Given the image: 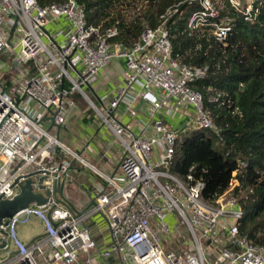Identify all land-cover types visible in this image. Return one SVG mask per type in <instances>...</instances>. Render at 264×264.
I'll list each match as a JSON object with an SVG mask.
<instances>
[{"label": "built area", "instance_id": "2783aa9c", "mask_svg": "<svg viewBox=\"0 0 264 264\" xmlns=\"http://www.w3.org/2000/svg\"><path fill=\"white\" fill-rule=\"evenodd\" d=\"M188 1L199 7L190 13L187 28L209 26L214 40L225 43L230 27L217 0ZM227 2L242 10L240 0ZM177 10V4L167 8L158 25L145 27L125 47L113 40L116 24L104 29L88 25L83 6L74 0L44 5L37 0H0V57L3 52L10 55L16 71L8 92L0 82V199L16 195L14 179L21 181L32 170L50 174L41 180L42 188L34 181V191L45 196L44 188L51 191L52 180L58 178L63 179L65 195L72 160L104 181L93 197L94 205L78 215L81 208L56 203L49 195L46 203L28 204L6 225L1 223L5 234H0V244L2 239L5 243L0 249L5 255L0 264H264V246L239 231L242 210L231 193L234 172L224 191L205 199L203 178L191 172L178 178L167 171L176 132L164 123L160 111L168 110L170 102L193 110V128L216 132L203 111L201 93L190 87L204 76L206 67L181 64L171 56L165 22ZM241 12L255 13L252 2H246ZM59 17L68 25L62 45L41 29ZM115 58L123 60L121 84L98 109L81 86ZM72 93L82 96L120 144L118 174L99 172L58 138L55 128L74 105ZM137 98L146 104V122L135 134L120 118L136 114ZM119 103L125 104V112L118 115ZM171 213L175 217L170 227L165 217ZM95 214L107 230L99 241L89 227ZM30 216L40 221L42 234L25 243L15 227Z\"/></svg>", "mask_w": 264, "mask_h": 264}, {"label": "trees", "instance_id": "16d2710c", "mask_svg": "<svg viewBox=\"0 0 264 264\" xmlns=\"http://www.w3.org/2000/svg\"><path fill=\"white\" fill-rule=\"evenodd\" d=\"M52 1L64 0H37L40 5ZM74 1L83 6L88 25L104 29L116 24L113 40L125 47L142 29L158 25L160 15L177 4V12L165 22L171 56L181 64L206 67L204 76L190 87L201 93L203 111L216 132L192 129L175 144L167 170L178 178L187 172L203 178L205 199L224 191L234 172L231 193L242 210L239 231L264 246V0H250L255 13L248 16L241 12L246 2L236 11L220 0L221 15L230 27L225 43L214 40L209 26L187 28L190 13L199 7L196 1ZM231 37L238 42L233 47Z\"/></svg>", "mask_w": 264, "mask_h": 264}, {"label": "crops", "instance_id": "0c3cea01", "mask_svg": "<svg viewBox=\"0 0 264 264\" xmlns=\"http://www.w3.org/2000/svg\"><path fill=\"white\" fill-rule=\"evenodd\" d=\"M45 29L56 44L62 45L65 42L68 25L63 17L50 22ZM123 68L122 59H112L89 80L87 85L83 86L88 90V94H85L92 105L101 109L107 104L114 91L121 84ZM153 93L156 92L153 91ZM74 94L77 93L71 94L74 105L67 109L64 123L55 128L58 138L99 172L109 176L118 174L120 144L95 115L92 117L88 115L86 102L84 101V103ZM169 105H171V107L169 106L170 110L163 108L160 111V116L169 128L175 132L187 127L193 128V110L190 107L176 108L171 102ZM145 106L144 101L137 98L135 102L136 114L133 117L124 113V103L117 105L116 113L119 115L123 112L124 114L120 118L121 122L128 124L131 131L137 134L139 128L146 122ZM145 132L147 134V131ZM69 174L68 184L65 187V197L75 208H83L97 194L104 181L99 174L73 160ZM89 227L92 236L97 241L101 236L106 238V226L99 215L95 214L90 218ZM97 227L100 232H96ZM37 237L39 235L32 236L28 241L20 238L25 243H29Z\"/></svg>", "mask_w": 264, "mask_h": 264}, {"label": "water", "instance_id": "95a60500", "mask_svg": "<svg viewBox=\"0 0 264 264\" xmlns=\"http://www.w3.org/2000/svg\"><path fill=\"white\" fill-rule=\"evenodd\" d=\"M13 27L14 24L11 25L10 29L12 30ZM41 29L42 31L46 32L44 28ZM66 60H68V56L66 57ZM63 67L65 68V64H63ZM40 173L41 172L39 170H32L23 175V180L18 181L17 178L14 179L13 183L16 184L18 192L11 199H0V224L2 223L3 225H6L8 218H10L19 210L25 208L28 204L34 203L35 205H41L46 203L49 195H51L56 203L64 204L70 208H73V204L64 195L63 179H53L51 191H49L47 188H44L45 196H43L40 192L33 190L34 181L36 182L37 188H42L43 186L40 184L41 180L48 178L50 175L46 170L42 175ZM67 184L68 180L66 182V185ZM93 205L94 200L92 198L87 204L84 205L83 208H81V211H76L75 214L78 215L80 212L85 211L87 208ZM2 219L4 220L3 222ZM0 234H5L2 229H0ZM4 243L5 241L2 239L0 246L2 247Z\"/></svg>", "mask_w": 264, "mask_h": 264}, {"label": "rangeland", "instance_id": "374dc122", "mask_svg": "<svg viewBox=\"0 0 264 264\" xmlns=\"http://www.w3.org/2000/svg\"><path fill=\"white\" fill-rule=\"evenodd\" d=\"M241 1V4L245 3V2H249L250 0H246V1ZM217 6L219 7V10L221 11V3L220 0H217ZM232 38V37H231ZM230 45L233 47L235 45H237L238 42L234 41L233 38L231 39V41L229 42ZM8 66V69H5L4 67ZM16 71H14V68L11 64V57L10 55H8L6 52H3L1 57H0V82L1 83H5V90L8 92L10 85L12 83V78L15 76ZM84 93L88 94V90L81 86ZM75 96H77V98H79L81 101L84 102L83 98L81 95L74 94ZM16 99V98H15ZM16 102H19V99L16 100ZM85 103V102H84ZM87 105V104H85ZM87 113L89 116H94L95 112L93 109H91L90 107H87ZM194 129L192 127H187L183 130L177 131L176 132V139H175V144L179 143L184 137H186L190 131ZM168 171V170H167ZM70 174L68 175V179H69ZM245 207V205H243V208ZM173 216L175 217V215L172 213L168 214L165 219H166V223L171 227L172 224L174 223L173 221ZM175 219V218H174ZM16 233L18 236L22 237L23 239H25L26 241H28L32 236H36V235H41L42 234V226L40 221L34 217V216H30L28 217V219L22 223H17L16 227H15ZM173 250H175V247H172ZM5 252L0 249V256H4Z\"/></svg>", "mask_w": 264, "mask_h": 264}]
</instances>
